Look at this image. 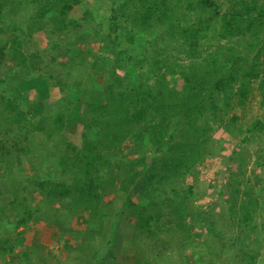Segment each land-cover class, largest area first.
<instances>
[{
	"label": "trees",
	"instance_id": "16d2710c",
	"mask_svg": "<svg viewBox=\"0 0 264 264\" xmlns=\"http://www.w3.org/2000/svg\"><path fill=\"white\" fill-rule=\"evenodd\" d=\"M90 2L20 0L17 6L0 2V163L10 155L3 151L2 139L7 136L20 171H29L23 178L1 182L3 192L10 195L15 228L32 217L24 194L55 192L66 206L88 213L82 224L84 238L97 240L105 218L100 202L110 175L114 173L119 183L117 198L129 205L130 187L142 176L139 192L147 195L150 208L140 209L133 229L126 228V238L118 240L120 250L108 244L102 258L92 256L94 264H154L137 253L138 244L161 258L167 242L183 238L190 242L169 248L161 260L189 264L198 258L202 263L203 251L191 246L195 236L206 253L210 246L231 248L222 256L223 249L210 253L209 264H231L232 256L237 264H259L258 249L264 245L250 240L248 231L264 236V217L259 220L262 205L251 185L242 189L237 181L224 187L230 189L226 212L241 227L224 239L213 226L200 227L204 220L199 221L192 205L193 186L179 188L175 181L184 182L188 171L208 154L214 124L232 136L247 133L242 142L249 134L264 135V115L243 129L237 127L240 117L233 113L248 103L254 91L264 109V0H111L106 26L95 14L102 5ZM120 18L131 23V32L124 37L132 45L128 49H123L121 35H114L117 29H126ZM94 25L96 37L88 40L102 43L105 55L87 56L105 59V66L82 74L77 66L85 63L76 58L78 49L70 50L60 39ZM47 28L56 36L54 53H41L42 41L36 40ZM198 38L208 43L206 55L193 58ZM179 40L178 48L192 59L189 63L176 62L160 46ZM177 81L178 85L172 83ZM98 84L103 89L94 91ZM17 89L25 91L20 99L14 98ZM77 124L84 129L80 143L70 137ZM136 129L159 154L145 172L137 169L145 165V158L133 159L121 151ZM110 151L119 157L110 156ZM33 159L40 168L34 167ZM185 211H190L193 224L184 232L181 212ZM4 224H0V256L14 249Z\"/></svg>",
	"mask_w": 264,
	"mask_h": 264
},
{
	"label": "rangeland",
	"instance_id": "374dc122",
	"mask_svg": "<svg viewBox=\"0 0 264 264\" xmlns=\"http://www.w3.org/2000/svg\"><path fill=\"white\" fill-rule=\"evenodd\" d=\"M95 1H97L96 5H102L100 10L95 14L102 19L103 25L106 26L111 16L110 7H113L111 0ZM0 2L11 6H17L20 0H0ZM88 4H92V0ZM79 9L77 8L75 10L74 13L76 15L79 14ZM97 21L99 20L97 19ZM120 23L124 28L126 27V29L122 30L119 28L114 35L117 33L121 35L118 38H122L119 40H121L120 42L124 45L123 49L125 47H127L126 49L129 47L131 48L132 45L127 42V38H124L127 33L131 32V23L129 20L123 18H120ZM96 28L97 26L94 25L78 33V35L60 39L70 50L78 49L76 50V58L85 63L82 66H77V71L82 74L87 72L93 73L96 71L95 69H100V67L104 69L105 66V59L94 57L92 60H89L87 56L88 54L97 56L101 54L105 55L102 43L96 44V42L88 40L90 37H92L91 39H95L96 36L93 37V35ZM47 30L43 34L37 35L38 37L36 40L39 39L40 42L42 41L41 45H39L41 53H54L56 36L49 28H47ZM148 36L149 35L143 34L144 38ZM13 40L15 43V39ZM181 42V40L175 42V44L173 42H164L160 46L165 48L164 53L170 55V58H174L176 62L189 63L192 59L186 55L181 48H178ZM205 45H208L207 41L204 38H198L196 45L197 54L193 58L197 56L204 57L206 55ZM58 48L60 49V47ZM210 48H212L211 45ZM146 50L150 51V48ZM208 52H210V49L209 51L207 50V53ZM17 65L18 63L12 67V70H14ZM117 67L118 65H115L116 69H118ZM124 72L127 73V70ZM172 83L178 85L180 81ZM102 85L103 84H98L96 88H93L94 91L103 89ZM22 86L26 89L28 88V85L26 86L24 84L20 87ZM253 87H255V85H253ZM23 95H25L24 90L17 89L14 92L15 99H20ZM261 106L260 96L257 91H254L253 97L243 108L235 107L233 109V113L240 117L237 127L241 125L244 129L246 127L245 125L253 119L257 117L262 118L264 109ZM0 123L3 124V119H0ZM74 127L70 137L74 142L78 140V143H80L82 141L84 129L79 124L76 126L74 125ZM213 127H215V130L210 136V150L208 154L200 158L188 171L187 176L183 178L184 182H182L181 178H177L175 184L179 188L189 185L193 186L194 200L192 205L200 216L199 221L204 220L200 224V227H202V225L204 227L213 226L225 239L241 228L234 224L226 212L229 209L228 192L230 189L227 190L224 187H227V185L229 186L232 182L236 183L238 181L242 189L246 185H251L260 205H262V209L259 207L260 210L258 211V215L260 216L259 220L264 217V135L259 136L257 134L256 136H252L249 134L248 141L242 142L241 139L243 136L247 135V133H236L235 136H232L224 129L216 128L215 124ZM143 137L144 136L139 130H132L121 148V151L128 157H133V159L145 158V165L137 167L141 172H145L147 164L151 163L159 156L156 151L150 148V144L147 143ZM7 138L6 136L2 139L4 144H6L4 145L5 148L3 151L9 152L10 155L6 156V161L0 163V224L5 222L4 225L6 231H8L10 235V241L14 249L0 256V264H94L91 260L93 259L92 256L96 255V260L102 258L108 244L113 250L119 251L121 246L118 240L124 237L126 238V231H128V229L129 231L133 229V221L138 217L139 210L143 207L150 208V202L148 198H146L147 195L139 192L142 176L137 178L133 186L130 187L128 194L131 197V201L129 202L131 205H129L128 201H124L123 198H117L119 183L116 175L112 173L108 181V186L105 189L104 196L100 202V210L105 214V218L103 220L104 225L101 236L97 240H91L89 238L86 240L84 238L82 224L85 222L84 219L87 218L88 213L75 205L71 208L66 206L55 192H46L47 194L43 193L40 195L24 194L22 200L31 210L32 217L27 224L16 226L15 228V217L11 215L8 204L10 195L3 192L4 189L1 182L16 179L18 176L23 178L29 171L28 169L24 172L20 171V168L16 164V159L12 154L14 150L10 147ZM49 147L50 145L48 144L47 148ZM1 152L2 149H0V154ZM108 154L110 156L115 155L117 158L119 157L117 152L110 151ZM33 160L31 162L34 167H38L40 163ZM239 179L242 180V182ZM188 213H190V211L181 212L185 220L181 226L184 232L193 224L188 218ZM251 231L252 230L248 231V233H250V240L256 244L260 242L264 245V236H259L255 230ZM195 238L196 236L193 237V244L191 243V246H194L195 250L201 249V251H203L202 255L206 257V260L213 257L210 253L214 254V252L220 249H223L220 254L221 256L225 253L224 251L228 249L231 251V248H227L226 246H210L209 253H206L204 252L205 246H203L202 240L199 239L198 241ZM208 239H211V237H208ZM188 242H190L189 239L183 238L181 241L176 240L173 243L167 242L166 246L168 249L170 248V251L174 248V245H182ZM97 249L98 251L95 253ZM168 249H162L163 255L161 258V254L158 255L156 252L150 251L149 247L145 245L138 244L136 251L151 263L165 264L161 259L166 255ZM258 251L257 262L259 264H264V247L258 249ZM174 254L175 253L170 252V256ZM206 260L200 263L198 258H193L189 264H209ZM231 260V264H237L238 262L236 256H232ZM170 261L173 264L179 263V261Z\"/></svg>",
	"mask_w": 264,
	"mask_h": 264
}]
</instances>
